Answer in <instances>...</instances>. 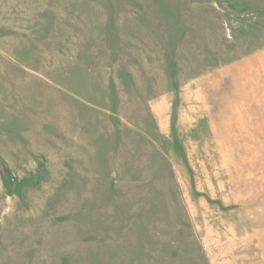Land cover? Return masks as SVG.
<instances>
[{
    "label": "rangeland",
    "instance_id": "1",
    "mask_svg": "<svg viewBox=\"0 0 264 264\" xmlns=\"http://www.w3.org/2000/svg\"><path fill=\"white\" fill-rule=\"evenodd\" d=\"M0 264H264V0H0Z\"/></svg>",
    "mask_w": 264,
    "mask_h": 264
}]
</instances>
